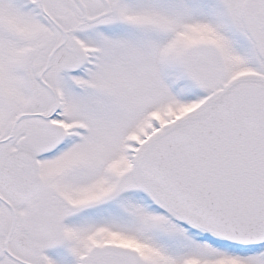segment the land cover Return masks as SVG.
Listing matches in <instances>:
<instances>
[{
  "label": "snow or ice",
  "instance_id": "obj_1",
  "mask_svg": "<svg viewBox=\"0 0 264 264\" xmlns=\"http://www.w3.org/2000/svg\"><path fill=\"white\" fill-rule=\"evenodd\" d=\"M0 264H264V0H0Z\"/></svg>",
  "mask_w": 264,
  "mask_h": 264
}]
</instances>
